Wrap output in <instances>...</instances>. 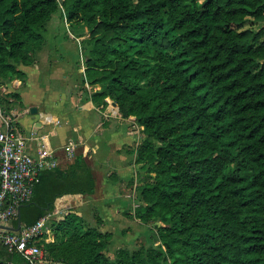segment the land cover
I'll return each instance as SVG.
<instances>
[{
  "label": "trees",
  "instance_id": "trees-1",
  "mask_svg": "<svg viewBox=\"0 0 264 264\" xmlns=\"http://www.w3.org/2000/svg\"><path fill=\"white\" fill-rule=\"evenodd\" d=\"M62 9L91 27L85 71L100 88L90 99L106 107L110 97L144 126L134 212L156 221L161 264H264V25H248L264 20V0H0L2 79L26 76L21 64L36 61L43 27ZM96 185L76 153L42 171L22 222ZM56 228L80 240L93 264H122L103 251L108 234L77 212ZM24 261L0 240V264Z\"/></svg>",
  "mask_w": 264,
  "mask_h": 264
},
{
  "label": "rangeland",
  "instance_id": "rangeland-1",
  "mask_svg": "<svg viewBox=\"0 0 264 264\" xmlns=\"http://www.w3.org/2000/svg\"><path fill=\"white\" fill-rule=\"evenodd\" d=\"M248 25L257 29L264 25V20H254ZM42 31L44 42L35 54L36 61L29 65L21 64L27 72L23 78L0 77V96L13 98L12 103L19 111L28 108L30 111L19 117L21 125L29 128L33 121L34 128L45 125L43 132L49 133L54 143L61 137V130H66L68 138L81 133L84 142L74 144L73 156L69 155L67 147L63 153L71 160L77 151L82 152L93 166L97 178L93 193L70 196L56 203L47 218L48 227L40 242L44 252L54 256L51 264L92 263L87 247L80 240L56 228L57 220L74 211L83 216L86 226L108 234L103 251L110 260L119 259L122 264H161L162 258L157 255L161 244L156 221L144 222L134 212L139 203L140 184L146 179L141 163L136 161L138 149L144 141V126L137 122L135 116L127 117L129 119L111 116L124 124L125 132L129 131L131 137H115L114 147L109 152L110 138L105 131L94 134L98 132L97 123L102 120H105L102 126H110L109 116L95 107L85 111L94 112L88 115L72 106L74 94H81L82 101L86 103L91 93L100 88V84L89 82L85 71L86 58L93 47L91 27L82 17L68 21L62 9L50 16ZM10 92H18L20 96H13ZM63 99L71 100V110L60 105ZM33 106L37 108L35 112H32ZM109 111L120 115L113 102ZM88 117L93 124L87 121ZM54 129L59 130L58 133L53 132ZM121 165L125 169L120 170ZM162 264L165 263L162 261Z\"/></svg>",
  "mask_w": 264,
  "mask_h": 264
},
{
  "label": "built area",
  "instance_id": "built-area-1",
  "mask_svg": "<svg viewBox=\"0 0 264 264\" xmlns=\"http://www.w3.org/2000/svg\"><path fill=\"white\" fill-rule=\"evenodd\" d=\"M12 100L0 96V240L22 254L25 261L21 264H51L40 244L51 212L33 224L22 223L19 229L8 227L14 226L19 207L31 198L42 171L58 165L48 135L22 126L19 117L30 110L19 111ZM66 147L73 156L74 145Z\"/></svg>",
  "mask_w": 264,
  "mask_h": 264
},
{
  "label": "crops",
  "instance_id": "crops-1",
  "mask_svg": "<svg viewBox=\"0 0 264 264\" xmlns=\"http://www.w3.org/2000/svg\"><path fill=\"white\" fill-rule=\"evenodd\" d=\"M73 97H74V99L73 98L72 99H73V104L74 105H72V106H74V108L78 107V109L80 111L85 112L86 110L95 107V108L99 109L100 111H102L105 115H108L110 117V118L109 117L107 118L110 121V126H104V125L102 126V124L105 122V120H102L100 123H97V126H98L97 131L98 132H96V131L94 132V134L99 135L100 131H105L106 135L109 136V138H110V140L108 141L109 152H111L112 151L111 148L114 147L112 145V143H114L113 140L115 139V137L118 136V139H123V138L124 139H130L131 135L129 134V131L125 132L126 128L123 127L124 124H122V122H120V120H114L113 118H111V116H115V117H119L120 119H129L127 117L122 116L119 111L118 112L120 113V115L116 114V113L115 114L114 113H110L109 108H110V104L112 103V99L110 97H107V100L109 101L110 104H108L106 106L107 108L105 107V109H102L104 107H102L101 105H96L90 98H87V102L86 103L83 102L81 94L80 95L74 94ZM66 98L69 99L68 96H66ZM71 103H72L71 100H69L67 102V100L63 99V104H60V105L64 106L65 107L64 109H69L70 108V110H71ZM84 114L93 115L94 112L90 111L89 113L85 112ZM87 121L92 123L90 117L87 118ZM121 124H122V126H121ZM34 125H35V123L33 121L32 127L30 126L28 129H35V130L39 129L38 132H43V130L45 129V125H43V124L40 127H38V128H34ZM55 131L58 133L59 130L54 129L53 132H55ZM61 131H62L61 132V137L56 140V143H54V141H53V139H52V137H51V135L49 133H46V132H43V133H46L48 135L50 143L56 149V153H57V156H58V164H60L62 166H66L72 160V159L71 160L68 159L66 153H63L64 148L66 149V144L72 143L73 145L74 144H78L79 145V144H81V142L82 143L84 142V137L82 136L81 133H79L77 136L75 135L74 138L73 137L68 138L69 136H68L66 130H61ZM135 131H137V130H135ZM71 138H73V139H71ZM75 140H76V142H74ZM74 149H75V146H74ZM77 153H79V152L77 151ZM107 158L109 159L108 156H106V159ZM123 169H125V167L123 165H121L120 170H123Z\"/></svg>",
  "mask_w": 264,
  "mask_h": 264
},
{
  "label": "water",
  "instance_id": "water-1",
  "mask_svg": "<svg viewBox=\"0 0 264 264\" xmlns=\"http://www.w3.org/2000/svg\"><path fill=\"white\" fill-rule=\"evenodd\" d=\"M115 103V102H114ZM116 104V103H115ZM37 110V108H36V106H33L32 107V112H35ZM22 205H24V204H22ZM22 205L19 207V209H18V223H17V225L16 226H8V227H10V228H14V229H19L21 226H22V216H21V207H22ZM2 224H0V226H1Z\"/></svg>",
  "mask_w": 264,
  "mask_h": 264
}]
</instances>
